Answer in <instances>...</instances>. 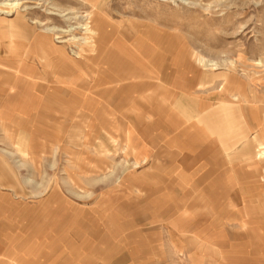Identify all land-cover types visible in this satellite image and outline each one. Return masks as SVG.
Listing matches in <instances>:
<instances>
[{
	"label": "rangeland",
	"instance_id": "374dc122",
	"mask_svg": "<svg viewBox=\"0 0 264 264\" xmlns=\"http://www.w3.org/2000/svg\"><path fill=\"white\" fill-rule=\"evenodd\" d=\"M20 20L78 58L121 51L131 80L13 116L0 100L18 182L0 185V264H264V0H0V71L26 54L44 71Z\"/></svg>",
	"mask_w": 264,
	"mask_h": 264
},
{
	"label": "crops",
	"instance_id": "0c3cea01",
	"mask_svg": "<svg viewBox=\"0 0 264 264\" xmlns=\"http://www.w3.org/2000/svg\"><path fill=\"white\" fill-rule=\"evenodd\" d=\"M17 24L20 32L22 33L21 35H18L20 37H24L25 35L23 34H27L29 30H34V46L36 47L33 49V58L36 57V55L39 56L42 62L43 70L45 71L52 66L56 73L52 72L55 74H53V77L51 76L52 79L50 78L46 80V84H37L36 81L32 80V77L36 75L35 77L39 76L41 78L42 75H44V71H38L33 60L29 65L27 63V54L24 59L21 60L19 58L15 62L6 59L5 61H8L3 63V68L0 71L3 78L0 79V100H2L4 96V108L7 107L9 109L10 116L15 115V112L21 110L22 106L27 107L29 105L30 108L35 106V103L37 104L38 101L34 100L37 99L36 96L40 97L39 94L45 93V98L42 100V104L44 106L58 108L70 105V101L72 99L69 94L70 89L71 91H74L77 96L85 97L87 95L85 99L90 97V93L100 99H107V97L112 93L116 94L125 91L124 87L118 88L117 90L112 87L110 88V86H104L114 81L115 77L112 75L114 73H118V76L120 75V77L115 79V81H123L125 79L131 80V78H127L122 75V66L120 67L119 64L120 62H123L124 54L121 53V51L116 50V53L119 58H122V61L116 59L117 62L114 61L112 63H104L98 55V57H90L89 59H86L87 57L78 58L68 50L69 46L57 42L54 34L50 32L51 28H42L38 34L34 27L30 28L28 26L33 25V23L22 22L20 20V23ZM13 56L15 57L16 55L13 54ZM98 58L100 60H98ZM20 60L21 62H19ZM89 60L92 62H89ZM71 68L78 71L77 75L74 76V79L72 80L68 77V73H66ZM87 72L96 75V78L93 79V82L90 85L87 82ZM144 86V84H138L135 88ZM86 90L89 93L85 94ZM132 92L135 93V91ZM119 96L124 97L122 94ZM77 100L78 101L76 102L79 104L81 101H79V99ZM128 100H132L133 102L135 97H129L127 100L123 98L120 99V102L121 104H125ZM25 102L27 104H24ZM5 112L6 110H2L0 116H6ZM3 159V157H0V185L9 186L11 188L17 187L16 185H18V182L16 175L14 171L6 165L7 163Z\"/></svg>",
	"mask_w": 264,
	"mask_h": 264
},
{
	"label": "bare ground",
	"instance_id": "6f19581e",
	"mask_svg": "<svg viewBox=\"0 0 264 264\" xmlns=\"http://www.w3.org/2000/svg\"><path fill=\"white\" fill-rule=\"evenodd\" d=\"M22 21V20H21ZM39 24V23H38ZM90 25H92V27H89ZM90 25L89 26H87V27H85V28H83V30H85L86 31V34L87 35H91V36H89V37H87V38H85L84 40H85V44L84 45H87V44H92L93 42H94V35L96 36L97 34H98V32H99V30L101 29V27L100 26H97L95 23H94V21H93V23L91 24L90 23ZM57 31H59V30H57ZM61 31V30H60ZM50 32H54L55 33V30L54 29H50ZM63 33H66V32H63ZM62 33V34H63ZM71 33V32H70ZM58 34V33H57ZM66 41H59L58 43H60V44H64ZM92 46V45H91ZM86 47V46H85ZM91 48V47H90ZM87 51V50H86ZM90 51V50H89ZM88 51V52H89ZM80 55H81V53H80ZM79 54H76V56H80Z\"/></svg>",
	"mask_w": 264,
	"mask_h": 264
}]
</instances>
